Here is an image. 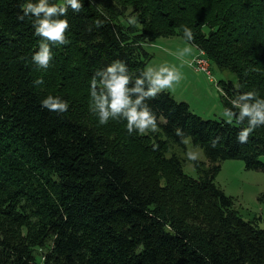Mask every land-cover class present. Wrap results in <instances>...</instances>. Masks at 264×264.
<instances>
[{
    "label": "trees",
    "instance_id": "obj_1",
    "mask_svg": "<svg viewBox=\"0 0 264 264\" xmlns=\"http://www.w3.org/2000/svg\"><path fill=\"white\" fill-rule=\"evenodd\" d=\"M21 2L0 0V264H264L261 217L245 220L215 183L227 160L264 172V126L242 145L239 125L203 119L165 93L152 107L167 123L150 146L140 142L151 151L136 166L117 155L121 141L148 137L130 136L126 121L99 125L84 107L98 68L124 59L139 74L152 58L143 44L183 38V24L212 67L237 77L220 82L229 95L264 96V0H85L80 13L69 10L70 42L47 71L31 61L40 38L18 19ZM129 11L137 24L124 21ZM49 93L67 99L68 112L42 109ZM176 127L206 155L193 161L199 179L171 151L187 148ZM159 162L175 177L166 186L154 177ZM184 197L194 202L189 214L175 212Z\"/></svg>",
    "mask_w": 264,
    "mask_h": 264
},
{
    "label": "clouds",
    "instance_id": "obj_2",
    "mask_svg": "<svg viewBox=\"0 0 264 264\" xmlns=\"http://www.w3.org/2000/svg\"><path fill=\"white\" fill-rule=\"evenodd\" d=\"M85 0H22L18 19L26 17L32 21L34 35L39 39L38 50L34 51L31 61L37 69L47 71L54 67L55 48L69 44L68 31L70 22L69 10L80 13L84 9ZM138 22L136 14L127 18V23L135 25ZM100 22L97 21V24ZM184 47L178 49L175 55L180 64L163 61L159 64H146L139 74L130 70L124 59H114L98 68L89 81V111L95 115L99 125H108L112 121H126L127 133L131 135H147L160 131V126L167 123V117L157 114L152 107V101L165 93H172L184 78L182 68L190 65V57L194 54L196 35L188 24L181 25ZM117 39L119 35L117 34ZM157 47L156 43H144L143 48ZM209 79L219 88L225 104L219 113L225 124H236L238 128L236 140L240 144L249 142L256 130L264 126V96L257 89L248 91L233 90L229 95L213 77ZM34 83H44L43 77ZM42 109L51 113L64 114L70 108L69 101L60 95L49 93L41 101ZM176 136L184 145L192 143V136L182 127L175 128ZM220 140L217 136L212 144ZM158 147V145H154ZM202 155L200 145L189 147L184 156L188 161H198Z\"/></svg>",
    "mask_w": 264,
    "mask_h": 264
},
{
    "label": "rangeland",
    "instance_id": "obj_3",
    "mask_svg": "<svg viewBox=\"0 0 264 264\" xmlns=\"http://www.w3.org/2000/svg\"><path fill=\"white\" fill-rule=\"evenodd\" d=\"M131 11L128 12L127 17L124 21L127 23V18L133 15ZM153 43V42H152ZM157 47H149L145 49L152 56L149 63L159 64L163 61H169L177 65L180 64V59L175 53L178 49L185 46L186 41L182 37H171V38H160L155 41ZM151 44V43H149ZM198 49L194 48V54L189 59H193L198 53ZM148 63V64H149ZM212 77L215 81L220 82L222 80L232 81L235 85L238 84L237 77L229 71H220L216 66H211ZM184 72V78L180 84L175 88L171 95L178 101L186 102L190 105L191 110L198 116L206 120H222L219 113L224 108V99L221 95L219 88L206 76L204 73H199L193 70L190 65L185 64L182 68ZM89 103V101H88ZM88 107V104L84 105ZM95 117V115L93 114ZM139 137L140 135H135ZM143 137H148L143 141L139 140V143L129 142L126 139L121 141L120 150L117 151L123 159H128L127 162L134 164L136 166H141L145 153L151 151L147 149L146 146L152 144V139L149 138V134ZM144 143L146 146L140 144ZM186 150L189 147H194L193 144L186 145ZM131 150V157H129L128 152ZM173 153H176L181 161L183 162L184 173L199 179V174L194 167L193 161H188L183 151L179 147H174L171 149ZM171 156V153L166 155V159ZM264 162V156L260 158ZM198 161H207L206 155L202 150L201 158ZM221 171L217 174L215 178L216 185L223 190L228 196L234 198L235 208L239 211L240 215L247 221H253L255 218H260L261 221L258 222V226L264 230V201L259 198L264 194V172L257 170H248L245 167V163L241 160H227L222 162ZM154 177L159 179L161 186H166L169 179L173 180L175 177L168 171L163 162L157 163V169L154 171ZM180 180H177L179 184ZM179 187V185H178ZM187 196L189 190L185 191ZM183 208H176L175 212L189 214L192 212V206L194 204L193 200H187ZM170 208L174 209L172 202L170 203ZM174 212V211H173Z\"/></svg>",
    "mask_w": 264,
    "mask_h": 264
},
{
    "label": "built area",
    "instance_id": "obj_4",
    "mask_svg": "<svg viewBox=\"0 0 264 264\" xmlns=\"http://www.w3.org/2000/svg\"><path fill=\"white\" fill-rule=\"evenodd\" d=\"M190 67L196 72L204 73L206 76L212 77L211 63L203 50L191 60Z\"/></svg>",
    "mask_w": 264,
    "mask_h": 264
},
{
    "label": "crops",
    "instance_id": "obj_5",
    "mask_svg": "<svg viewBox=\"0 0 264 264\" xmlns=\"http://www.w3.org/2000/svg\"><path fill=\"white\" fill-rule=\"evenodd\" d=\"M198 53H199V51H198ZM198 53H196V55H197ZM196 55H195V56H196Z\"/></svg>",
    "mask_w": 264,
    "mask_h": 264
}]
</instances>
